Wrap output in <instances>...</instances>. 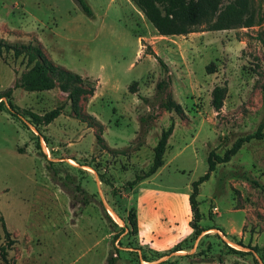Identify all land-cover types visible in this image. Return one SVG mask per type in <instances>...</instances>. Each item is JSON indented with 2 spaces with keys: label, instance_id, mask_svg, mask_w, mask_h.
Instances as JSON below:
<instances>
[{
  "label": "rangeland",
  "instance_id": "rangeland-1",
  "mask_svg": "<svg viewBox=\"0 0 264 264\" xmlns=\"http://www.w3.org/2000/svg\"><path fill=\"white\" fill-rule=\"evenodd\" d=\"M85 1L91 16L74 0H0V38L37 39L54 63L82 76L37 88L49 83L40 63L1 48L0 91L10 92L2 98L23 117L0 106V217L12 239L5 245L0 225L8 261L0 264H105L109 255L114 264H264V137L243 141L199 183L207 228L199 234L187 201L208 151L222 154L263 118L264 0H249L250 26L171 35L127 0ZM223 83L217 111L210 89ZM91 85L92 94L81 91ZM168 96L181 111L164 107ZM55 108L50 121L32 120ZM95 119L105 144L123 152L95 140ZM170 121L163 163L128 187ZM132 213L150 236L137 223L131 230Z\"/></svg>",
  "mask_w": 264,
  "mask_h": 264
},
{
  "label": "trees",
  "instance_id": "trees-1",
  "mask_svg": "<svg viewBox=\"0 0 264 264\" xmlns=\"http://www.w3.org/2000/svg\"><path fill=\"white\" fill-rule=\"evenodd\" d=\"M136 7L141 11L143 16L147 21L153 26V28L160 35H171V34H186L191 31L196 30H212V29H226L237 26H250L254 23L253 11L250 8L249 0H131ZM77 7L86 15L91 16L92 10L85 0H74ZM203 27V28H201ZM36 39V38H35ZM36 44L33 42H26L21 44L11 43L3 38H0V53L1 48L11 49L14 56L22 54L26 56L28 63L36 62L40 63L41 68L43 69L42 80L49 81L48 84H36L37 88H46L49 87L52 83V80L58 78L60 75H67L68 77H73L77 82H82V76L76 72H73L67 68H64L62 65L54 63L52 59L44 54L42 51L39 41L36 39ZM160 63H163L162 60L157 57L154 52H150ZM205 69L207 72L214 71V65L212 62H209ZM61 74H58V73ZM163 80H159L156 83L157 87H162ZM135 81L129 85L130 91H135L134 89ZM261 89L264 100V80L261 83ZM81 91L92 94L93 86L91 85L88 88H81ZM227 86L223 84H214L210 89V99L209 103L214 110H219L222 106L223 98L226 94ZM9 88L0 91V106L5 104L11 114L20 115L22 113L13 109L9 102L2 97L9 96ZM163 105L166 109H172L176 112L181 111L180 103L174 100L171 96H168ZM59 112L56 110H51L41 116H34L32 120L48 122L55 117ZM78 113V112H77ZM76 113V114H77ZM92 117V116H91ZM93 118V117H92ZM91 118V119H92ZM99 128L96 133H94L95 140L97 142H102L107 149L111 152H123V149L111 148L107 146L101 136V123L96 119L94 120ZM39 123V122H38ZM89 126L91 122H88ZM173 128V121H170L169 124L162 128L157 136V139L152 146V157L148 167L140 173H136L134 177L126 181L128 187H132L137 181L149 176L153 173L162 163H163V153L166 147L167 137L171 133ZM263 138L264 137V113L262 120L258 123L255 131L251 134H246L245 136H239L231 143V145L226 148L222 154H217L213 150H209L206 156L207 169L204 173L199 175L196 179L190 182V191L187 195V201L189 205V210L191 212V218L188 220V225L191 227L195 234H199L201 231L206 230L199 224L200 220V211L198 209V200L196 198L198 194L199 183L207 179L210 172L214 169L217 162L228 161L229 158L239 149L243 141H246L250 138ZM102 179V178H101ZM100 179V180H101ZM129 223L131 225V230L136 231V221L135 217L132 214L129 216ZM1 229L6 238V244L10 245L12 239L9 238V231L7 230L4 221L0 217ZM252 249L258 250L256 245L252 246ZM0 257L2 260H6V246L4 244L0 245ZM115 257L109 255L105 264H114Z\"/></svg>",
  "mask_w": 264,
  "mask_h": 264
},
{
  "label": "crops",
  "instance_id": "crops-1",
  "mask_svg": "<svg viewBox=\"0 0 264 264\" xmlns=\"http://www.w3.org/2000/svg\"><path fill=\"white\" fill-rule=\"evenodd\" d=\"M127 1L133 3L131 0H127ZM135 7H136V6H135ZM139 11H140V10H139ZM140 13H141V11H140ZM137 38H138V36H137ZM139 50H140V47H139ZM170 134H171V133H170ZM169 136H170V135H169ZM169 136H168V138H169ZM168 138H167V140H168ZM109 147H110V146H109ZM111 148H115V147H111ZM45 149L48 150V147L45 146ZM142 180H143V179H141L139 182H141ZM135 219H136V223H137V231H138V232L141 231V233L144 234L145 238L148 237V236H150V234H149V233H150V232H149V228L147 227L146 224H144L143 220L139 218L138 213H135ZM148 232H149V233H148Z\"/></svg>",
  "mask_w": 264,
  "mask_h": 264
}]
</instances>
